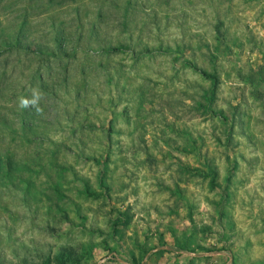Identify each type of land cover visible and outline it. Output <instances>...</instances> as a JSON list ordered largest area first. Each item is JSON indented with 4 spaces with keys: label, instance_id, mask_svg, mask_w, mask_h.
<instances>
[{
    "label": "rangeland",
    "instance_id": "rangeland-1",
    "mask_svg": "<svg viewBox=\"0 0 264 264\" xmlns=\"http://www.w3.org/2000/svg\"><path fill=\"white\" fill-rule=\"evenodd\" d=\"M0 264H264V0H0Z\"/></svg>",
    "mask_w": 264,
    "mask_h": 264
},
{
    "label": "clouds",
    "instance_id": "clouds-1",
    "mask_svg": "<svg viewBox=\"0 0 264 264\" xmlns=\"http://www.w3.org/2000/svg\"><path fill=\"white\" fill-rule=\"evenodd\" d=\"M43 99V93L39 89H32L30 97H21L19 100V107L23 110L29 107L33 108L36 115H43V108L40 105Z\"/></svg>",
    "mask_w": 264,
    "mask_h": 264
},
{
    "label": "trees",
    "instance_id": "trees-1",
    "mask_svg": "<svg viewBox=\"0 0 264 264\" xmlns=\"http://www.w3.org/2000/svg\"><path fill=\"white\" fill-rule=\"evenodd\" d=\"M13 45H8V47H12ZM123 48H125V46H120V47H116L115 50H122ZM203 74L206 76V77H209L211 78L214 83L216 82V80L218 79V76L216 73H210V72H206L204 70H202ZM168 249H174L173 247H166V250Z\"/></svg>",
    "mask_w": 264,
    "mask_h": 264
}]
</instances>
